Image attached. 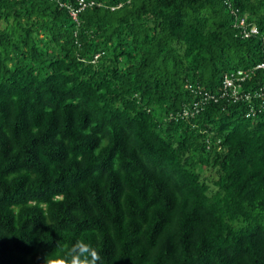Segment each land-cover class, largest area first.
Returning <instances> with one entry per match:
<instances>
[{
  "label": "trees",
  "instance_id": "trees-1",
  "mask_svg": "<svg viewBox=\"0 0 264 264\" xmlns=\"http://www.w3.org/2000/svg\"><path fill=\"white\" fill-rule=\"evenodd\" d=\"M87 1L0 0V264H264V0Z\"/></svg>",
  "mask_w": 264,
  "mask_h": 264
},
{
  "label": "built area",
  "instance_id": "built-area-1",
  "mask_svg": "<svg viewBox=\"0 0 264 264\" xmlns=\"http://www.w3.org/2000/svg\"><path fill=\"white\" fill-rule=\"evenodd\" d=\"M229 2V0H225ZM78 7H71L70 13L74 21L78 20V15L81 11H84L88 6L94 4V2H88L87 0H77ZM232 14L237 15L235 11L231 9ZM236 26L241 29V34L243 38H251L254 36L260 35V30L257 28L256 25H249L245 19H240L237 15L236 17ZM255 70H264V59L260 62L256 67L245 70V69H238L236 71L228 72L223 76V89L221 91V95L223 98H232L236 102V100L241 101H252L254 97L261 98L264 96V88L260 90V92H255L254 94L247 92L242 93V88L246 83L247 79L254 74ZM192 88V86H190ZM254 96V97H253ZM213 99L215 102L218 101V98L210 93H205L202 99V103L207 99ZM200 112V101L193 103L184 111L182 112L184 117H194L197 113ZM251 114H248L250 117Z\"/></svg>",
  "mask_w": 264,
  "mask_h": 264
},
{
  "label": "clouds",
  "instance_id": "clouds-1",
  "mask_svg": "<svg viewBox=\"0 0 264 264\" xmlns=\"http://www.w3.org/2000/svg\"><path fill=\"white\" fill-rule=\"evenodd\" d=\"M82 241L77 242V246H74L73 248V258L71 261V264H89V261L87 260L88 256L95 257L97 260L99 259V254L95 251V249L91 248L88 245H84V249L86 251L82 250L79 245L82 244ZM85 256V260H81L80 257ZM47 264H65L64 261H48Z\"/></svg>",
  "mask_w": 264,
  "mask_h": 264
}]
</instances>
